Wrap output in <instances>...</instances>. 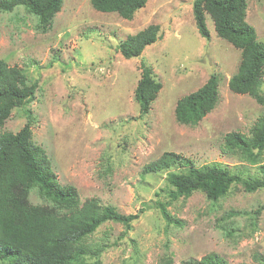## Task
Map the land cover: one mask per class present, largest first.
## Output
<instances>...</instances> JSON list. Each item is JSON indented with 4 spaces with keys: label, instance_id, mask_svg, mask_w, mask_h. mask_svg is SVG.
Here are the masks:
<instances>
[{
    "label": "rangeland",
    "instance_id": "obj_1",
    "mask_svg": "<svg viewBox=\"0 0 264 264\" xmlns=\"http://www.w3.org/2000/svg\"><path fill=\"white\" fill-rule=\"evenodd\" d=\"M193 1L147 0L125 19L94 9L90 0H62L45 31L22 6L0 10V58L19 67L27 83L37 84L34 98L11 110L0 133L17 132L29 121L32 141L45 149L58 181L75 187L80 202L96 197L120 213L139 214L126 231L121 223L106 221L86 237L84 243L99 253L88 262L179 264L216 252L229 264H260L255 257H264V187L246 191L236 183L217 200L200 190L171 199L168 171L142 173L172 151L196 167L217 163L243 177L262 174L264 148L253 164L223 151V140L231 131L249 135L264 116V102L228 88L240 50L216 34L208 13L209 37L199 34ZM245 13L256 38L264 41V0H246ZM150 24L160 27L157 40L140 55L124 58L120 41ZM141 63L161 83L142 116L134 98ZM211 74L218 76L215 107L194 125L178 123L177 99ZM260 92L264 97V75ZM28 198L48 203L36 187ZM157 201L181 224L168 223L154 206Z\"/></svg>",
    "mask_w": 264,
    "mask_h": 264
},
{
    "label": "trees",
    "instance_id": "obj_2",
    "mask_svg": "<svg viewBox=\"0 0 264 264\" xmlns=\"http://www.w3.org/2000/svg\"><path fill=\"white\" fill-rule=\"evenodd\" d=\"M146 1L90 0V3L98 11L115 12L122 18L131 19ZM61 4L62 0H0V10L12 11L22 6L37 16L38 28L45 31ZM192 11L202 37H209L205 22L208 13L216 34L240 50L238 67L228 79V88L234 93L248 94L256 101L264 102L260 92L264 75V41L256 38L254 27L245 19L246 0H194ZM159 29L158 24H150L127 35L118 44L119 52L127 59L140 55L145 46L157 40ZM140 70L134 98L142 116L149 111L161 83L147 65L141 63ZM36 87V82H26L19 67L11 66L0 58V127L14 107L34 98ZM218 100V76L211 74L199 88L177 99L175 119L181 124L194 125L215 107ZM263 148L264 116L256 120L249 135L231 131L224 136L223 151L237 153L249 163L258 162ZM171 167L179 170L169 171ZM259 169L261 177H243L217 163L196 167L190 159L165 151L144 166L142 173L168 171L167 182L171 189L167 195L171 199L200 190L208 199L217 200L236 183L246 191L263 188L264 165ZM33 187L48 203L32 204L29 201V192ZM154 204L168 223L181 224L166 211L164 202ZM138 217V213L124 214L112 205H102L96 197L80 202L75 187L58 181L45 149L32 141L29 121L17 132L0 133V262L101 264L99 259L88 262V257L98 256L99 253L84 243V239L106 221L121 223L126 231ZM255 258L264 264L263 256ZM179 264L229 263L216 252H209L199 259Z\"/></svg>",
    "mask_w": 264,
    "mask_h": 264
}]
</instances>
